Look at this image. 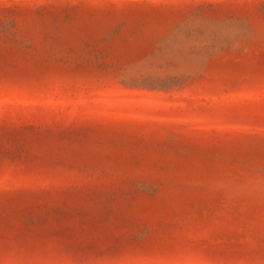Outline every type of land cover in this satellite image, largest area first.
Returning a JSON list of instances; mask_svg holds the SVG:
<instances>
[{
    "label": "rangeland",
    "instance_id": "1",
    "mask_svg": "<svg viewBox=\"0 0 264 264\" xmlns=\"http://www.w3.org/2000/svg\"><path fill=\"white\" fill-rule=\"evenodd\" d=\"M0 264H264V0H0Z\"/></svg>",
    "mask_w": 264,
    "mask_h": 264
}]
</instances>
